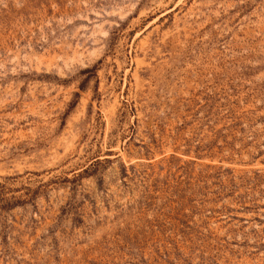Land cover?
Instances as JSON below:
<instances>
[{
	"label": "rangeland",
	"instance_id": "obj_1",
	"mask_svg": "<svg viewBox=\"0 0 264 264\" xmlns=\"http://www.w3.org/2000/svg\"><path fill=\"white\" fill-rule=\"evenodd\" d=\"M0 264H264V0H0Z\"/></svg>",
	"mask_w": 264,
	"mask_h": 264
}]
</instances>
